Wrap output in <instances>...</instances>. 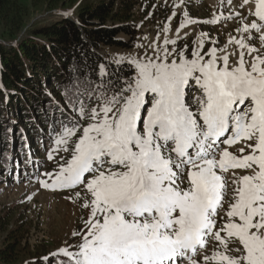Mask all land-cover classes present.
<instances>
[{
  "label": "snow or ice",
  "instance_id": "snow-or-ice-1",
  "mask_svg": "<svg viewBox=\"0 0 264 264\" xmlns=\"http://www.w3.org/2000/svg\"><path fill=\"white\" fill-rule=\"evenodd\" d=\"M239 7L253 19L184 12L177 29L239 17L224 47L205 52L201 32L189 57L165 37L152 57H118L127 75L101 64L114 79L87 91L93 106L69 98L79 119L53 149L68 156L39 183L80 189L88 215L51 254L58 264H264V0Z\"/></svg>",
  "mask_w": 264,
  "mask_h": 264
},
{
  "label": "rangeland",
  "instance_id": "rangeland-1",
  "mask_svg": "<svg viewBox=\"0 0 264 264\" xmlns=\"http://www.w3.org/2000/svg\"><path fill=\"white\" fill-rule=\"evenodd\" d=\"M144 1L145 5L137 7L134 12L133 22L138 30L137 37L131 40L130 47L127 49L103 47L101 55L106 62L116 64L115 60L118 57L140 59L145 56L152 57L154 49L157 47L163 49L165 37L177 41L175 45L177 50L187 46L186 54L190 57L194 42H198L197 38L201 32L207 34L204 43L205 52L213 46L218 49L224 47L229 34L239 35L235 31L240 26L239 17H237L235 20L221 19L215 25L206 23L189 25L183 28H188L187 35L176 38L177 29L181 20L184 19V12H188L191 18L197 20H209L214 15L226 17L230 13L235 15L236 12L242 13L249 20L253 19L248 16L247 7H239L242 0H232L231 5H228L226 0ZM56 3V0L21 1V4L27 8V16L25 28L18 38L33 26L60 18L76 17L78 5L63 6L61 2ZM68 12L70 15H64ZM166 26L170 29L167 32L164 31ZM1 36L2 31L0 30V41L3 40ZM119 39L125 42L130 40L126 35H121ZM212 41H216V44L213 45ZM253 42L256 47H260L258 37ZM167 47L171 51L173 45L169 44ZM234 47L230 45L229 51H232ZM222 54L218 52V55ZM235 59L236 57H230V62ZM121 65L134 71L126 61ZM35 122L43 131L41 135L31 131L28 127L13 133L18 138L20 136L21 139H30L32 144L30 148L26 146L25 141H21V144L15 147L18 161L12 165V173L3 171L11 169L10 162H6V155L0 163L2 177L0 180V251L12 250V255H9L11 252L7 251L5 255L12 260L13 264H37L41 261L50 263L51 260L61 259L51 254L65 246L66 241L69 244L75 242L72 232L83 228L82 218L87 219L88 215L87 210L81 207L83 201H77L74 196V191H80V189L51 190L43 188L39 183L40 180L47 179L44 173L58 170V165L62 162L61 157L67 158L68 153L53 151L56 147L54 140L56 134L61 131V125L53 132H47L42 122ZM82 123L86 124L87 121H82ZM35 134L37 135L36 142L33 141ZM242 147H244L243 144H237L229 150L239 155L238 149ZM50 152L53 155L51 160L48 158Z\"/></svg>",
  "mask_w": 264,
  "mask_h": 264
},
{
  "label": "trees",
  "instance_id": "trees-1",
  "mask_svg": "<svg viewBox=\"0 0 264 264\" xmlns=\"http://www.w3.org/2000/svg\"><path fill=\"white\" fill-rule=\"evenodd\" d=\"M21 1L0 0V30L5 40L0 41V163L6 155L11 169L3 171L10 173L18 161L15 147L21 141L30 148L32 144L19 135L18 140L13 135L16 130L28 127L41 135L43 131L35 121L42 122L45 131L53 132L62 122L79 118L69 98L88 104L87 91L114 79L106 76L102 81L101 64L110 72L119 69L117 75L132 72L125 65L106 62L101 49L129 48L138 34L134 12L145 5L144 0H56L63 6L78 5L76 17L33 26L18 38L27 16ZM121 35L130 40H120ZM6 251L13 253L10 249L0 251V264H13ZM59 260L37 264H58Z\"/></svg>",
  "mask_w": 264,
  "mask_h": 264
},
{
  "label": "bare ground",
  "instance_id": "bare-ground-1",
  "mask_svg": "<svg viewBox=\"0 0 264 264\" xmlns=\"http://www.w3.org/2000/svg\"><path fill=\"white\" fill-rule=\"evenodd\" d=\"M185 33H188V28L180 30L179 33L176 34V38L185 36Z\"/></svg>",
  "mask_w": 264,
  "mask_h": 264
}]
</instances>
